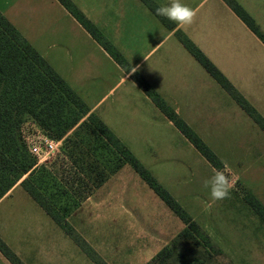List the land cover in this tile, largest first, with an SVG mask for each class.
<instances>
[{
    "label": "rangeland",
    "instance_id": "374dc122",
    "mask_svg": "<svg viewBox=\"0 0 264 264\" xmlns=\"http://www.w3.org/2000/svg\"><path fill=\"white\" fill-rule=\"evenodd\" d=\"M72 1L119 51H126L123 55L129 62L162 36L156 17L142 0ZM236 1L264 31V0ZM182 2L196 17L181 30L194 34L217 31L225 38L221 70L264 118V44L236 21L224 1ZM0 10L58 72L74 68L68 77L85 99L98 100L121 80L124 69L58 0H3ZM174 42L179 44L176 34L148 56L143 69L158 59L171 64L165 76L168 83L162 86L171 95L163 97L179 106L184 120L230 169L235 182L230 198L211 201L203 184L215 167L133 79L120 82L99 111L136 158L222 249L223 254L208 264H264V219L247 197L264 207V130ZM65 154L38 163H46L55 175L72 178L77 188L87 175L85 171L78 174ZM107 178L96 191L98 195L73 210L69 222L108 264H145L185 224L130 164ZM91 186L80 189L87 192ZM0 237L26 264H38L45 258L55 264H94L22 187L0 202ZM176 249L189 251L181 245Z\"/></svg>",
    "mask_w": 264,
    "mask_h": 264
},
{
    "label": "trees",
    "instance_id": "16d2710c",
    "mask_svg": "<svg viewBox=\"0 0 264 264\" xmlns=\"http://www.w3.org/2000/svg\"><path fill=\"white\" fill-rule=\"evenodd\" d=\"M58 1L122 68L131 71L132 66L125 56L72 0ZM142 1L155 14L159 4L154 0ZM225 1L264 42V33L248 12L236 0ZM156 17L168 28H175L172 21ZM175 34L264 130V118L211 59L182 30L177 29ZM132 78L215 168H223V162L217 154L139 71L132 72ZM27 120H34L52 138L62 140L59 154L64 152L69 156L73 167H77L78 174L85 171L87 176L84 179L76 178V181L80 179L77 188L73 186L75 180L55 175L47 168L46 163H38L37 157L30 153L21 132L22 125ZM126 163L131 165L185 224L176 237L146 264H208L216 255L223 254L207 231L136 158L104 120L91 111L78 92L0 10V199L19 183L96 264H107L67 218L108 175L118 171ZM89 183L92 189L87 192L80 189ZM247 197L264 219L262 204L250 195ZM178 245L189 251L179 249L178 252ZM0 251L12 264H25L1 237Z\"/></svg>",
    "mask_w": 264,
    "mask_h": 264
},
{
    "label": "crops",
    "instance_id": "0c3cea01",
    "mask_svg": "<svg viewBox=\"0 0 264 264\" xmlns=\"http://www.w3.org/2000/svg\"><path fill=\"white\" fill-rule=\"evenodd\" d=\"M3 0H0V3H2ZM156 1L158 4H165L162 0H154ZM224 1L227 6L229 8H231L229 6V4L225 1V0H222ZM61 4V3H60ZM62 5V4H61ZM231 10L233 11V13L236 15V21H241V22H238V23H243L242 25H244L245 27L249 28L248 25L234 12V10L231 8ZM152 12V11H151ZM248 12V11H247ZM153 13V12H152ZM248 14L254 19V21L256 22V24L258 25V27L260 28V30L264 33V31L261 29L260 25L257 23L256 19L251 15V13L248 12ZM153 15L156 17V15L153 13ZM157 21L156 22V25L158 26V29L159 30H162V36H159L157 38H155L153 41H151V45L147 48V49H144L145 52L142 54V56H138L136 57V60L132 61V62H129L132 66V68H135L137 71H139L144 77L145 79L164 97H167V96H170L171 94L169 92H167L166 90L163 89L162 86H165L168 82L165 81V76H166V72H168L169 70H171V64H164L162 63L159 59L154 61L153 63H151L147 68L143 69L144 68V65L146 63V60L149 58L148 56L154 54L162 45V42L171 37L173 34H175V31L177 29H180L181 30V27L180 25H177L175 24V28L174 29H170L168 28L160 19H158V17H156ZM155 23V22H154ZM249 30L259 38V40L264 44V42L260 39V37L254 32L252 31L250 28ZM88 32V31H87ZM89 33V32H88ZM90 34V33H89ZM210 59L211 61L219 68V70L227 77V75L222 71L223 68H222V65L219 61V58H220V55H221V50H222V41L223 39H225L224 37H222L217 31H215L214 33H208V32H205V33H185ZM94 39V38H93ZM178 39V37H177ZM179 40V39H178ZM96 41V40H95ZM100 45V44H99ZM161 45V46H160ZM174 45L178 48H180L181 50L183 51H188L186 49V47L183 45V43L179 40V44L174 42ZM117 46V45H116ZM183 47V48H181ZM118 48V46H117ZM119 49V48H118ZM185 49V50H184ZM105 50V49H104ZM106 51V50H105ZM143 51V50H142ZM107 52V51H106ZM122 54L125 55L124 50L120 51ZM189 52V51H188ZM108 53V52H107ZM190 53V52H189ZM191 54V53H190ZM110 55V54H109ZM192 55V54H191ZM44 56V55H43ZM111 56V55H110ZM193 56V55H192ZM45 57V56H44ZM194 57V56H193ZM126 58V57H125ZM47 59V58H46ZM194 59L200 64V62L194 57ZM48 60V59H47ZM117 63V62H116ZM117 65L119 66V64L117 63ZM202 66V64H200ZM53 66V65H52ZM54 67V66H53ZM120 67V66H119ZM203 67V66H202ZM204 68V67H203ZM124 69V68H123ZM205 69V68H204ZM222 69V70H221ZM59 70V69H58ZM74 70L71 69V70H68L67 73L66 71L60 69L59 70V73L64 76V78H66V80L68 81V83L77 91V89L75 87L76 84L74 83L72 77H68L69 74L72 73V71ZM141 70V71H140ZM205 71L208 73V75L213 79V81H215L219 86V89L220 90H225L223 88V86L205 69ZM70 76V75H69ZM129 80V79H133L132 78V71H127L124 69L123 71V75L121 77V80L115 84L107 93H104V95H102V97H100L98 100L97 99H94V100H91L90 98L87 97V99H85L83 96H82V91H77L78 94L80 96H82V98L84 99V101L88 104V106L91 108V111L98 114L103 120L104 122H108V118L106 117V115L104 114V112H100L99 109L100 107L105 103V101L108 99L107 96L110 95V93L113 91V89L120 83L122 82L123 80ZM227 79L231 82V84L235 87V85L232 83V81L227 77ZM134 81V79H133ZM134 83L137 85V83L134 81ZM138 86V85H137ZM139 87V86H138ZM226 91V90H225ZM227 94L232 97L230 95V93L228 91H226ZM144 93V92H143ZM145 94V93H144ZM146 95V94H145ZM147 96V95H146ZM148 97V96H147ZM166 100V99H165ZM167 101V100H166ZM153 102V101H152ZM154 104V102H153ZM170 104V103H169ZM172 105V104H170ZM175 110L177 111V113L181 116V109L179 108V106L177 105H172ZM157 107V106H156ZM158 108V107H157ZM159 109V108H158ZM160 110V109H159ZM161 111V110H160ZM162 112V111H161ZM163 113V112H162ZM164 114V113H163ZM165 115V114H164ZM166 116V115H165ZM167 117V116H166ZM182 117V116H181ZM183 118V117H182ZM167 119L174 125V123L167 117ZM184 119V118H183ZM107 124V123H106ZM109 126V125H108ZM225 167V164L223 163V168ZM108 178L105 179V181L107 180ZM104 181V182H105ZM104 182L102 184H104ZM102 184L100 186H98L97 188L93 189L91 195H89L84 201H91L96 195H98L99 191L96 193L97 190L100 189V187L102 186ZM18 187H22L19 183H17L16 185H14L12 187V189H10L6 195H4V197H2L0 199V202L4 199V198H7L9 196H12L13 193L15 192V190L18 188ZM23 188V187H22ZM24 189V188H23ZM25 190V189H24ZM82 201V202H84ZM74 210V209H73ZM73 210L71 211L70 215L68 216V221H69V218L70 216L72 215V212ZM46 212V211H45ZM53 220V219H52ZM54 221V220H53ZM55 222V221H54ZM56 223V222H55ZM57 224V223H56ZM58 225V224H57ZM59 226V225H58ZM73 226V225H72ZM60 227V226H59ZM74 227V226H73ZM185 227V226H184ZM75 228V227H74ZM183 229V228H182ZM181 229V230H182ZM76 230V229H75ZM180 230V231H181ZM179 231V232H180ZM178 232V233H179ZM66 233V232H65ZM67 234V233H66ZM81 235V234H80ZM69 236V235H68ZM82 236V235H81ZM70 237V236H69ZM83 237V236H82ZM71 238V237H70ZM84 238V237H83ZM170 238H173L170 237ZM72 239V238H71ZM85 239V238H84ZM86 240V239H85ZM171 240V239H170ZM74 241V240H73ZM87 241V240H86ZM88 242V241H87ZM74 243L82 250V248L74 241ZM89 243V242H88ZM90 244V243H89ZM166 245V244H165ZM164 245V246H165ZM9 246V245H8ZM90 246L92 247V245L90 244ZM10 247V246H9ZM11 248V247H10ZM93 248V247H92ZM12 249V248H11ZM94 249V248H93ZM13 250V249H12ZM95 250V249H94ZM14 251V250H13ZM84 252V250H82ZM96 251V250H95ZM15 252V251H14ZM97 252V251H96ZM159 252V251H158ZM157 252V253H158ZM16 253V252H15ZM85 253V252H84ZM98 253V252H97ZM157 253L155 254V256L157 255ZM17 254V253H16ZM18 255V254H17ZM85 255L94 263L96 264L86 253ZM99 255V253H98ZM19 256V255H18ZM100 256V255H99ZM155 256H152L151 259H149L147 262L151 261L152 259L155 258ZM20 257V256H19ZM101 257V256H100ZM102 258V257H101ZM21 259V257H20ZM103 259V258H102ZM22 260V259H21ZM23 261V260H22ZM24 262V261H23ZM146 262V263H147ZM25 263V262H24ZM57 263V262H56ZM107 263V262H106ZM145 263V264H146ZM0 264H12L0 251ZM26 264V263H25ZM29 264H32L31 262ZM38 264H55L53 261H50V259H40L39 263ZM108 264V263H107Z\"/></svg>",
    "mask_w": 264,
    "mask_h": 264
},
{
    "label": "clouds",
    "instance_id": "9594fccd",
    "mask_svg": "<svg viewBox=\"0 0 264 264\" xmlns=\"http://www.w3.org/2000/svg\"><path fill=\"white\" fill-rule=\"evenodd\" d=\"M155 15L164 17L180 26H189L194 22L196 12L182 0H169L168 3L156 7ZM131 71L134 72L136 69L131 68ZM203 186L208 189L211 201L216 202L230 198L231 192L235 188V182L230 169L225 165L224 168H213ZM210 207L211 204H209Z\"/></svg>",
    "mask_w": 264,
    "mask_h": 264
},
{
    "label": "built area",
    "instance_id": "2783aa9c",
    "mask_svg": "<svg viewBox=\"0 0 264 264\" xmlns=\"http://www.w3.org/2000/svg\"><path fill=\"white\" fill-rule=\"evenodd\" d=\"M21 132L28 150L38 161L49 159L61 151L62 140L52 138L34 120H27Z\"/></svg>",
    "mask_w": 264,
    "mask_h": 264
}]
</instances>
